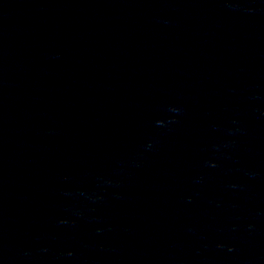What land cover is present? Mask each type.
Wrapping results in <instances>:
<instances>
[{
	"label": "water",
	"instance_id": "95a60500",
	"mask_svg": "<svg viewBox=\"0 0 264 264\" xmlns=\"http://www.w3.org/2000/svg\"><path fill=\"white\" fill-rule=\"evenodd\" d=\"M65 264H264V0L166 104Z\"/></svg>",
	"mask_w": 264,
	"mask_h": 264
}]
</instances>
